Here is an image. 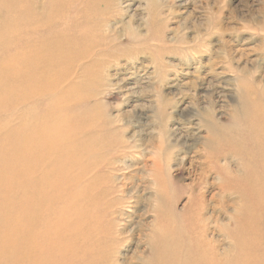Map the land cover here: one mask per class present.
I'll return each instance as SVG.
<instances>
[{
  "label": "rangeland",
  "instance_id": "obj_1",
  "mask_svg": "<svg viewBox=\"0 0 264 264\" xmlns=\"http://www.w3.org/2000/svg\"><path fill=\"white\" fill-rule=\"evenodd\" d=\"M18 1L1 0L0 2V7H3L0 12V79L1 77L11 79V73L6 75L5 68H1L3 64L9 65L10 62L19 60L17 58L14 60V57L20 56L21 65L23 61L27 63L26 52L32 50L33 45L28 40L32 18H39L50 11L55 12L53 11L55 7L58 16L73 15L74 10L80 8L79 0L78 3L76 0H65L66 5L63 0H33V3L32 0ZM10 3L12 8L9 7ZM99 5L97 11L93 12L94 16L92 14L89 16L91 22L92 19L95 20L94 24L63 32L65 34H62V37L65 40L66 36L75 35L79 41L65 47L68 55L60 69L53 68L47 73L43 70L41 73L38 72L36 77L39 76L37 81L46 78L51 82L45 103L40 106L49 110L46 115L49 113L50 117L55 116L51 120L57 122L66 117L69 121L73 119L69 122L70 125L91 129L86 132L88 135L84 134L85 139L88 137L91 138L90 142L93 141L90 147H94V144L105 145V148L117 144L118 147L122 145L127 147V151L125 150L127 158L125 157L124 163H117L118 165L113 167L120 171L114 170L115 173L111 171L112 179H116L114 180L116 185H123L126 194H130L127 195L128 197H132L128 192L132 189L131 185H135L137 199H129L126 205L119 207L122 214L119 216L121 223L117 229L123 230L124 233L118 246L110 245L107 248V250H117L116 252L112 250L114 257L112 256L109 264H142L141 258L148 262V243L152 239L156 240L161 232L175 234V240L183 243H186L189 234L195 232L197 239L203 241L204 246L206 244L204 255L207 258L210 253V257L214 256L219 264L227 263L229 257L232 261L236 254L233 247L235 243L227 236L240 232L239 227L234 226V222L253 215L258 222L261 221L260 224L264 223V188L262 184L258 186L259 182L257 183V180L260 181L264 177V172L258 165L250 163L249 157H245L250 148L249 137L246 133L242 134L246 136L245 138L239 135V131L245 129L249 123H253L250 118L247 119L248 115L251 116L257 111L264 115V0H99ZM15 6L18 7L14 8ZM72 15L67 17L64 15L67 28L73 21ZM88 64L89 66L86 67ZM10 84L11 82H8L5 89L0 81V98L6 99L4 104L12 99L9 92ZM62 97L67 98L62 99ZM93 97L95 99H92ZM256 97L260 98V103L259 100L256 101ZM64 100L72 101L69 102V106L71 105L69 108L65 109ZM74 102H78L79 105ZM49 104L53 106L47 109ZM9 105L7 103L0 108L1 154L7 151L5 150L7 141L3 136L11 130L24 127L26 129V124L34 118V115L36 116L33 114L36 113L35 109L28 107L21 111L18 122L8 124L9 115L14 114L12 104L10 108ZM85 110L88 112L87 115L84 113ZM82 111H84L82 114L88 117L84 118L81 115L84 119L80 120L78 118ZM69 115L72 116L68 117ZM233 120L234 124L231 123ZM213 123L217 124L216 127L226 129L212 131L213 128L210 129L209 126ZM231 126L235 127L234 133L228 131V127ZM110 133L112 136L105 137L111 135ZM19 136V141L24 139V131ZM10 139L12 140L13 137L11 136ZM12 141L14 142L9 146L17 142L15 139ZM112 143L115 145H111ZM232 146H235L236 150ZM109 149H106L105 153H108ZM226 152H228L227 161H231L228 168L223 161L225 158L223 153ZM103 157L99 159L106 160V157ZM99 159L96 164L99 163ZM17 160L15 161L14 158L12 164L20 162ZM155 169H159L158 172L154 171ZM9 172L14 173L8 174L10 178L20 179L22 183L18 184L21 185L18 188L21 187L22 190L18 189L20 192L18 191L19 194L12 198L13 200L5 201L7 210H0V221L3 220L0 222V237L3 238L0 239V264H15L13 263L15 260H19L21 262L18 261L19 264L26 261L24 263L26 264L25 250L21 249L23 246L19 244L22 242L18 241L27 231V223L24 222L26 209L24 212L22 210L23 207L26 208L23 203L25 190L24 187L22 188L25 184V175L17 174L15 171ZM160 181L163 185L159 184ZM104 183L107 181L105 180ZM227 185L233 188H239L241 185L242 187L239 188V194L222 192L221 190L228 187ZM164 189L168 191L165 193ZM241 192L246 194L243 195ZM247 192L250 197L247 196ZM240 194L248 197L246 202L239 199ZM166 195L168 199L171 197V200H168ZM1 204L0 200V207ZM14 205H16L14 213L17 214L18 223L12 216ZM154 209L158 210L154 211ZM238 212H240L238 215L235 214ZM196 214L198 218L195 217ZM157 215L161 216V219L159 216L158 219ZM235 216V220H230ZM174 218L180 222L175 221ZM206 218L208 220L203 221ZM20 219L23 220L22 224ZM182 220L186 223H184L186 227L182 226ZM17 225L21 227L17 228ZM218 229L223 230L224 233L223 231V234L220 233ZM4 241L8 242L5 244L7 246L3 245ZM12 244L18 247H13ZM193 244L191 243L192 246ZM13 252H15L14 256ZM5 254L7 258H4ZM23 255L24 258L20 260ZM217 259L221 261L218 262Z\"/></svg>",
  "mask_w": 264,
  "mask_h": 264
},
{
  "label": "bare ground",
  "instance_id": "obj_2",
  "mask_svg": "<svg viewBox=\"0 0 264 264\" xmlns=\"http://www.w3.org/2000/svg\"><path fill=\"white\" fill-rule=\"evenodd\" d=\"M3 1H5V0H3ZM20 1L21 0H19L18 2H20ZM0 2H1V0H0ZM8 2L9 1H6V3H8ZM10 2H11V0H10ZM14 2L12 3L13 6H14ZM28 2H30V1H28ZM63 2L65 4V0H63ZM6 3H5V5H6ZM32 3H33V0H32ZM34 3H36V1ZM77 3H78V1H77ZM12 4L10 3L9 7L11 6V8H12ZM78 4H79L80 8L79 9L76 8L74 10L73 15L72 14H62V15L58 16L57 15L58 14L57 7L53 8V11L55 10V12L50 11L48 14H44V15H41L42 13L39 11L38 13L39 14L41 13L40 14L41 16H39V18H36V19L32 18L31 23H30V26L31 25L32 26L29 30L28 40L31 41L30 43H32L33 45H32V50L29 49L26 52L25 59H27V63H26V61L25 62L23 61V65H21L20 56H17V57H14V60H16V58L19 60L15 61L14 63L10 62L9 65L3 64L2 68H1V69L5 68L4 70L6 72H4V73L6 75L11 73V79L3 78V77H1V79H0V81L4 84L3 86L5 87V89L8 86L7 83L11 82L9 92H10V97H12V99L7 100V102L5 104H7V103H9L10 105L12 104V106H13L12 112H14V114L9 115L8 124L11 122H13V123L18 122L20 117H21V114H22L21 111L27 109L28 107H31V109L32 108L35 109L36 113H33V114H36V116H37L36 117L34 115V118L31 119L30 122L26 124V127H27L26 129H25V127L19 128L16 130H11L7 134H5L3 137L7 141L6 142V148H5V150H7V151L5 154H1V152H0V169H1L0 200L2 201V204L0 207L1 211L8 209L6 207L5 201L9 202L10 199H12V198L14 199V197L19 194L18 189H21V187L18 188V186H21L18 184H21L22 182L20 181V179L18 177L10 178L8 174L12 173V172H9V171H15L17 174L23 173L25 175V180H24L25 184H24V186H22V188L24 187L23 190H25V192H24L25 193V199H24L25 202L23 201V203L25 204L26 208L23 207L22 210L24 212V210L26 209L25 210L26 215H24L25 213L23 215L25 217L24 219L26 220V221L24 220V222L27 223V231H26L25 235L23 236V238L20 237V239L18 241L22 242L21 244H19V246H23L25 248L24 249L22 247L21 249L25 250V252H24L26 255L25 260H27L26 264H56V263H58V264H109V262L111 261V258L113 256L112 254L114 252H116L117 250L115 251L112 249L114 251V252H112V250H109V249L107 250V248H109L110 245L115 246V247L118 246V244H120L122 241L121 239H122V236L124 233L123 230L118 231V229H117L119 227V224L121 223V219L119 216H120V214H122L120 211L121 208H119V207L124 205L126 202H128L129 199H137L135 197L136 193H137L135 185H131V187H132L131 191L132 192L130 191L128 193H131L132 197H128L127 195H130V194H126V190L123 187V185H121V186L116 185V183L114 181L116 179H112L113 175H112L111 171L118 170L117 168H113V167L117 163H124L125 162V157L127 156V152H125V150L127 149L126 146L122 145V146L118 147L117 143H116L117 145L112 143L111 145L114 144L115 146H112V147L108 146V147H110V149L108 147L105 148V145H101V144H96V146L94 144L93 145L94 147H90V146H92L91 143L93 141L90 142L91 138H88V137L85 139L84 134L88 135V134H86V132H89V130L91 131V129L86 130L87 128H83L85 126L81 127V126L70 125L69 122H72L73 119L71 121H69V120H67L66 117L64 119L61 118L59 121L56 120L57 122H55L54 120H51V118H54L55 116L52 117V115H51V117H50L49 113H48L49 115L48 114L46 115V112L47 111L49 112V110H45V108L43 109L40 107L42 104L45 103L44 101L47 98V91L51 87V82L50 81L48 82L47 81L48 79H46V78L42 79V81H47V82L42 83V81H37V80H39V76L36 77V74L38 72L39 73L43 72V70H45L46 73L48 71L50 72L51 69H53V68H55V70L56 69L59 70L60 66L62 64H64V59L68 55L67 49L65 47L79 41L77 36H75V35L73 37H72V35L66 36V40H65L62 37V34H65L63 32L66 31L67 29L80 28L79 26H83V27L91 26L92 24L95 23V20H93V19H92V22L90 21L89 16L91 14L93 15V12L97 11L98 6H100L99 0L98 1L97 0H79ZM28 6H30V5L28 4ZM16 7H18V6H15L14 8H16ZM34 7L35 6H33V8ZM2 8H1L0 12H2ZM25 8H27V6ZM31 8H32V6L30 7V10H31ZM102 8H103V6H102ZM6 10L8 11V9H6ZM18 10H20V9H18ZM32 10H31V12H32ZM13 12H15V11H13ZM10 14H12V13L10 12ZM17 14H16V17H17ZM64 15L66 17L72 15L73 21H72V23L70 22L71 26L68 28H67V24H66V17H64ZM4 17L5 16H3V18ZM105 21L107 22V20H105ZM51 37H53V38L49 39ZM83 37H85V36H83ZM36 38H38V39H36ZM34 44H37V45H34ZM93 47L95 48L96 46H92V48ZM92 57H94V56H92ZM92 57H90L91 60H93ZM66 61H67V59H66ZM19 62H20V64H19ZM88 66H89V64L86 65V67H88ZM76 68H77V66H76ZM43 77L44 76L42 74V78ZM68 77L69 76H66V78H68ZM24 78H25V80H24ZM55 80H56V78H55ZM56 82L58 83V81H56ZM252 95L254 97V93ZM88 96H90V95H88ZM58 97H60V96H58ZM63 98H65V97H62V99ZM247 98H248V96H247ZM90 99H91V97H90ZM92 99H95V97H93ZM259 99L260 98L257 99V97H256V101ZM5 101H6L5 98H0V108L3 105H5L4 104ZM56 101H57V99H56ZM84 101H82V103ZM256 101H255V103H256ZM262 101L263 100L261 98V102ZM69 102H72V101H68V100L65 101L64 100L63 103H64L65 109L69 108L71 106V105L69 106ZM87 102H89V101H87ZM75 103H77L76 105H79L78 102H74V104ZM247 103L249 104V101ZM259 103H260V100H259ZM10 105H9V108H10ZM80 105H81V103H80ZM49 106H50V104L47 106V109L49 108ZM51 106H53V105H51ZM51 106H50V108H51ZM87 109H89V108H87ZM86 110H85V112L84 111L81 112L78 119L81 120V118H83L82 116H84V118L88 117V116H85L84 114H82L83 112L85 114L86 113L88 114V112H86ZM40 112H42V114H40ZM68 112H70V111H68ZM242 112H243V110H242ZM54 113H56V112H54ZM64 113H65V110H64ZM66 113H67V111H66ZM72 113H74V112H72ZM75 113H77V112H75ZM51 114H53V113H51ZM70 116H72V115H69L68 117H70ZM57 118H59L58 114H57ZM249 118L251 121H253V123H249L248 125H246L245 129L243 128L242 131H239V130H237V131L240 132L239 135H242V134L244 135L246 133V135L249 137V141L247 139L246 140L248 141V145L250 148H249V152L247 154L245 153L246 154L245 157L246 156L249 157V159H250L249 162L253 163L254 165L255 164L258 165L260 167V170L262 172H264V115H262L260 113V111H257L255 113H252L251 116L248 115L247 119H249ZM87 121H89V120H87ZM102 122H103V120H102ZM91 123H92V121H91ZM97 123H98V121H97ZM231 123L234 124V120ZM101 124H100V126H104ZM105 124H107V123H105ZM84 125H85V123H84ZM216 126H217V124L213 123V124H210L209 127H210V129L213 128L212 131H215V132H217V130L222 128V127L219 128ZM110 127H111V125H110ZM4 128L6 129L7 127H4ZM225 129L226 128H222L221 131H224ZM234 129H235L234 126L228 127V131L230 133L233 132ZM23 131H24V135H25L24 139H21L19 141L18 140V139H20L19 135L23 134ZM96 131H97V129H96ZM100 133H101L100 135H102V132H100ZM103 133H105V131ZM237 134L236 135L234 134V135L237 136ZM243 135H242V138L244 137ZM11 136L13 137L12 140L15 139L17 142H15L14 145L9 146L14 142L10 139ZM108 136H112V134L106 135L105 137H108ZM92 137H93V135H92ZM96 137H98V136H96ZM99 137H101V136H99ZM234 137H233V139H234ZM215 138H217V136ZM215 138H214V140H215ZM220 138H223V137H220ZM230 138H232V137H230ZM88 139H90V140L88 141ZM81 140H84V141H81ZM214 140H212V141L214 142ZM238 140H240V139H238ZM96 141H95V143H97ZM215 141H217V140H215ZM109 143H111V142H109ZM210 143H211V141H210ZM229 143H231L230 145H233L232 142H229ZM216 144L214 147H216ZM221 144L223 145V142H221ZM236 144H238V142H236ZM241 144L244 145L243 143H241ZM98 145H100V146H98ZM106 146H107V144H106ZM232 147L234 149L236 148L235 146H232ZM106 149H109L108 153H105ZM212 149H213V147H212ZM243 152H245V151H243ZM232 153H234V152L232 151ZM239 154H241V153H239ZM227 155H228V152L223 153V157H225L223 161H224V164L226 165V167L228 168V167H230L229 164L231 163V161H227V159H226ZM103 156L106 157V160L104 159L101 161V159L104 158ZM233 156H235V155L233 154ZM220 157H218V158H220ZM14 158H15V161L18 159L20 162L17 164H12V161ZM99 158H101V159H99ZM236 158H237V155H236ZM238 158H239V156H238ZM98 159H99V163L96 164ZM234 159H235V157H234ZM18 160H17V162H18ZM243 160H244V158H243ZM243 160H240V162L241 161L243 162ZM15 161H14V163H15ZM94 162H95V164H94ZM174 163H175V161H174ZM243 163H245V161ZM239 165H238V167H239ZM242 169L244 170V168H242ZM157 170H159V169H157ZM157 170L155 169L154 171H157ZM118 171H120V170H118ZM212 171H213V169H212ZM221 171H222V169H221ZM105 172L108 174H104ZM110 172H111V174H109ZM224 172H225V169H224ZM248 172H250V171H248ZM114 173H115V171H114ZM229 173H230V171H229ZM231 173H233V172H231ZM244 173H245V171H244ZM12 174H14V173H12ZM23 174H22V177H23ZM154 175H155V173H154ZM246 175H247V173L245 174V176ZM15 176H17V175H15ZM157 176L158 175H156V177ZM19 177H21V176H19ZM156 177H155V179L157 180ZM247 177L248 176H246V178ZM168 178H169V175H168ZM105 180L107 181V183H104ZM169 181L170 180H168V182ZM247 181H251V180H247ZM260 181H261V183H260ZM260 181L257 180V183L259 182L258 186H261V184H262V186L264 188V177ZM157 183H158V181H157ZM162 183L160 181L159 184H162ZM220 184H222V183H220ZM223 185H224V183H223ZM223 185H221V186L223 187ZM244 185H245V183H244ZM247 185H249V184H247ZM247 185H246V187H247ZM241 187H242V185L239 188H241ZM248 187H250V185ZM166 188H168V187L166 186ZM169 188H170V186H169ZM239 188L238 187L233 188V187L228 186V187H225L224 190H221V191L222 192H224V191L229 192L230 191L231 193L239 194L238 193V191H240ZM170 189H172V188H170ZM159 190H160V188H159ZM167 191L165 190V193ZM242 191H244V190H242ZM159 192H157V194H159ZM248 192H249V189H248ZM248 192H247V196L250 197L248 195ZM165 193H163V194H165ZM170 193H171V191H170ZM241 193L243 195H244V193L246 194V192H244V193L241 192ZM212 195H213V193H212ZM243 195H241V194H240V196L238 195L240 197L239 199H242V201L246 202L248 197L246 195L245 196H243ZM165 197L167 198L168 196L166 195ZM162 198H164V197L162 196ZM21 199L23 200V198H21ZM15 200H17V198ZM168 200H171V197ZM168 200H167V203H168ZM220 200H221V197H220ZM19 202L21 203V201H19ZM162 202H163V200H162ZM239 202H241V200ZM166 204H164V205H166ZM243 204L244 203H242V205ZM198 205H199V202H198ZM229 205H230V203H229ZM199 206H201V205H199ZM13 208H14V211L12 212L13 213L12 216H13V219L15 220V222L18 223L19 220L17 218V214L14 213L16 211V205H14ZM161 209H163V208L161 207ZM157 210L154 209V211H157ZM164 210H165V208H164ZM240 210H241V207H240ZM200 211H201V208H200ZM168 212H170V211L168 210ZM240 212H242V211H240ZM240 212L235 213V214L238 215ZM261 212H259V213H261ZM261 214H263V213H261ZM1 215H2V213H1ZM175 215H176V213H175ZM158 216L159 215H157L156 217H158ZM189 216H190V214H189ZM236 216H235V218H231L230 220H232V219L235 220ZM159 217L161 219V216H159ZM159 217H158V219H159ZM195 217L198 218L197 214ZM261 217H259V220H261ZM207 218L203 219V221L208 220ZM21 219H20V221H21ZM176 219H178V217ZM176 219H175V221H177ZM2 221H0V222H2ZM22 221L20 222L21 224H22ZM188 221H190V220H188ZM211 222H213V221L211 220ZM260 222H258V219L253 215L245 216L244 218H242V219L240 218L234 222V226L237 228L239 227L240 232L235 233V235H233L234 237L232 235H228L227 237H228V239L232 240L235 243V246H233L235 251H236L235 258H232L231 259L232 261L229 260L230 257L227 260L224 259L228 262L222 263V264H264V223L260 224ZM10 223L12 224V222H10ZM182 223H183L182 226H185L184 225L185 222L183 221V222H181V224ZM193 223H194V221H193ZM201 223H204V222H201ZM226 223H229V222H226ZM195 224H196V222H195ZM9 226H10V224H9ZM14 226H16V225H14ZM19 227H21V226H18L17 228H19ZM24 227H25V225H24ZM159 227L161 228V225ZM165 228H166V226H165ZM214 228H216V225ZM187 229H188V227H187ZM207 230L208 229H206V232H207ZM158 231H160V230H158ZM164 231H167V230H164ZM218 231H221V230L218 229ZM222 231L220 233H222ZM17 232H19L18 229H17L16 233ZM178 233H180V231ZM223 233H224V231H223ZM194 234H195V232H194ZM194 234H191V235L189 234L188 237L186 238L187 239L186 243L185 242L183 243L179 240H177V241L175 240V236H174L175 234L172 235V234H166V233L161 232V234L158 236V238L156 240L152 239L149 243L147 242L148 243L147 256H148L149 260H148V262H146L145 260H143V258H141L140 259V261L142 260L141 263L142 264H219L216 262L214 256L210 257V253H209L210 258L209 257L207 258V256L204 255V247L206 246V244L204 246L203 241H201L200 239H197L196 235H194ZM205 234H208V233H205ZM8 237H10V236H8ZM0 239H3V238L0 237ZM10 242L11 241H9V243ZM12 242H13V240H12ZM6 243H8V242H5L3 245H5ZM191 243L192 244L195 243V244H193V246H192ZM1 245H2V243H1ZM9 245H11V244H9ZM5 246H7V245H5ZM12 246L14 247L15 245L12 244ZM13 247L10 246V248H12V250H13ZM15 247H18V246H15ZM5 249H6V247H5ZM17 249H19V248H17ZM3 251H5V250L3 249ZM208 251L210 252L209 248H208ZM229 251H232V250H230V248H229ZM14 253L15 252H13V256H14ZM16 253H17V251H16ZM20 253H21V251H20ZM232 254H233V251H232ZM143 255H145V254H143ZM15 256H16V254H15ZM233 256H231V257H233ZM215 257H216V255H215ZM4 258H7V255ZM23 258H24V255L22 256V258H19V259L22 260ZM13 259H16V257L15 258L13 257ZM113 260H114V258H113ZM136 260H138V259H136ZM1 261H3V260L1 259ZM4 261H6V259H4ZM15 261H17V260H15ZM15 261L13 262L15 264H19V262H20L19 260H18L19 262L17 261L18 263ZM219 261H221V260H218V262ZM25 262H23L22 264H24Z\"/></svg>",
  "mask_w": 264,
  "mask_h": 264
}]
</instances>
